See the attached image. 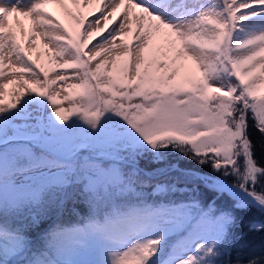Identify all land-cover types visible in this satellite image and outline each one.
I'll return each mask as SVG.
<instances>
[{
	"label": "snow or ice",
	"instance_id": "6c2138e0",
	"mask_svg": "<svg viewBox=\"0 0 264 264\" xmlns=\"http://www.w3.org/2000/svg\"><path fill=\"white\" fill-rule=\"evenodd\" d=\"M253 136L264 0H0V264H264Z\"/></svg>",
	"mask_w": 264,
	"mask_h": 264
},
{
	"label": "trees",
	"instance_id": "16d2710c",
	"mask_svg": "<svg viewBox=\"0 0 264 264\" xmlns=\"http://www.w3.org/2000/svg\"><path fill=\"white\" fill-rule=\"evenodd\" d=\"M253 140L257 144L256 154L258 160H264V149H261L259 146V137L253 136ZM253 215H256V213H253ZM67 219L74 222L76 217H67ZM250 239L252 240L253 246L258 249L261 244L262 237L259 234H256L255 236L250 237ZM256 254L259 253L257 252ZM244 258L247 259L248 258L247 255Z\"/></svg>",
	"mask_w": 264,
	"mask_h": 264
},
{
	"label": "rangeland",
	"instance_id": "374dc122",
	"mask_svg": "<svg viewBox=\"0 0 264 264\" xmlns=\"http://www.w3.org/2000/svg\"><path fill=\"white\" fill-rule=\"evenodd\" d=\"M50 8L52 9V12H53V10L54 9H56L57 8V6L56 5H49L48 6V11L50 10ZM59 15H60V12H59ZM63 18V17H62ZM15 17H13V21H15ZM25 24L28 26L27 27V29L30 27V22L29 21H26L25 20V22H24V20H22V27H24L25 26ZM36 48H37V51L38 52H41L42 50H43V53L45 52V49L42 47V44H41V42L40 41H37V44H36ZM43 53H41V54H43ZM40 54V55H41ZM37 57V55H35V53H33V58L35 59ZM46 58L43 56V55H41V60L42 61H44ZM11 85H10V88H9V91L11 90ZM67 93H64L63 95H66ZM63 98V96L61 97V99ZM77 97H73V99H76ZM5 102L7 103L8 102V97H6L5 98Z\"/></svg>",
	"mask_w": 264,
	"mask_h": 264
},
{
	"label": "bare ground",
	"instance_id": "6f19581e",
	"mask_svg": "<svg viewBox=\"0 0 264 264\" xmlns=\"http://www.w3.org/2000/svg\"><path fill=\"white\" fill-rule=\"evenodd\" d=\"M49 12H52V9H51V8H50ZM59 12H60V10H59V8L57 7L56 9L53 10L52 13H53L54 15H59ZM61 18H62V16H61ZM24 22H25V20H24ZM27 27H28V26L25 24V26H24L23 28H24L25 30H27ZM41 53H43V50H42L41 52L36 51V52H35V55H40ZM41 55H42V54H41ZM62 96H63V95H62Z\"/></svg>",
	"mask_w": 264,
	"mask_h": 264
}]
</instances>
